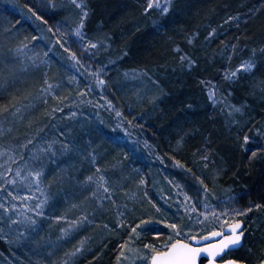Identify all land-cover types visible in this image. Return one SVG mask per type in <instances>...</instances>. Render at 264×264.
Wrapping results in <instances>:
<instances>
[{
  "label": "rangeland",
  "instance_id": "obj_1",
  "mask_svg": "<svg viewBox=\"0 0 264 264\" xmlns=\"http://www.w3.org/2000/svg\"><path fill=\"white\" fill-rule=\"evenodd\" d=\"M86 1L28 0V5H25L21 0H0V67L8 63L16 65L19 70L15 83L0 82V100L5 96L7 103L4 105L25 106L15 115L14 109L0 114V128L3 129L0 133V153H3L0 154V173L6 174L0 175V184H4L0 188V205L6 206L0 207V216L4 217L0 220V264H64L65 261L67 264H84L86 255L94 252L108 238L121 242L120 252L125 243L128 245L123 248L125 256L121 257L119 252L120 258L114 264H149L150 257L146 259L144 254L150 253L151 249H145L144 245L151 244L161 251L166 250L163 245L168 244L173 230L167 224L157 222L154 227L163 231L159 236L150 237L146 236V232L138 236L132 228L145 214L156 216L157 221L166 219L180 224L187 223V217L191 215L194 222L198 214L192 210V204L195 203L200 213L205 211L202 206L204 193L196 191L200 187L197 178L202 175L216 193V197L209 194L212 203H216V198L236 193V200L227 206L238 208L241 212L245 208L252 209L239 217L244 221L243 246L223 258L259 264L264 259V197H258L254 202L261 205L259 209L248 202L250 196L238 201L243 192L239 193L237 187L230 184L233 175H227V172L232 169L221 157L214 159L206 154V139L203 149L191 158L173 155L171 144L176 143L173 148L181 147L188 138L199 137L200 128L189 119L194 113L205 111L208 117L217 120L224 136L234 147L247 152L242 147L244 134L256 135V129L264 132V126L248 130L260 119L250 113L252 107L247 100H255L257 104L263 100L260 81L264 80V75L260 72H264V64L257 63L264 62V53L261 49H253L235 65H231L230 60L226 63L220 61L221 65L212 64L213 70L217 71L216 76L198 80L204 95L202 103L200 93L197 97L180 98L175 105L173 100L168 102L171 99L170 90L176 83L173 80L182 83L180 77L185 73L197 66L206 69L208 64L205 62L214 56L223 58L225 51H212L214 49L207 42L209 36L199 38V32L191 30L188 33L189 28H177L174 40L167 39L165 42L172 47L169 56L165 54L156 59L148 69L120 68L118 57H113L118 47L113 44L110 32L101 25H96L91 32L85 30L87 16L83 13L88 7ZM173 1L170 0L169 10ZM145 3L141 14L155 12L156 19L153 15L149 17L151 25L164 33L166 25L160 21L167 13H163L162 8H153L146 13L144 9L148 0ZM78 4H83V7H78ZM81 20L84 21L82 32L85 34L82 38L76 37L74 31ZM89 40L99 43L95 48L83 47ZM21 44L26 48L18 53L16 49ZM68 49L76 53L77 59H72ZM230 55L228 52V58ZM240 55L237 54V57ZM250 57L256 62L255 69L259 67L260 71L254 73V69L245 73L240 70L236 79L226 77V73L236 71L239 64ZM168 74L171 76H166ZM46 80L56 87L41 95V85ZM101 80L103 83H98ZM244 84L247 92L241 91ZM234 89H240V92L237 94ZM210 90L215 92V102L209 98ZM56 98H60L59 102L51 101ZM190 100L200 104H186ZM108 101L113 107L108 106ZM233 104L241 106L242 111L230 114L229 106ZM168 108L176 116H182L183 123L169 129L160 141L159 134L153 131L155 123L152 120L159 118L163 121ZM117 112L122 115L118 116ZM113 114L117 115L116 119ZM100 118L107 121V130L128 142V148L102 142L96 128ZM112 118L114 126L110 122ZM80 128L87 131V137L81 141L75 134ZM28 140L33 142L25 146ZM49 143L51 148H48ZM62 144L70 145L72 150L65 152ZM93 153L101 170L99 172L96 164L92 163ZM134 153L140 154L138 159L133 157ZM12 154L22 157L27 164L21 159L10 161ZM205 156L207 161L201 159ZM256 158L264 164V152H258ZM17 168L26 177L25 181L15 176ZM41 168L45 175L39 186L42 191H38L35 178L28 177L30 172ZM89 175L94 179L86 182ZM101 176L104 180H100ZM13 179L15 184L11 182ZM105 181L108 192L101 186ZM186 194L192 200H186ZM45 195L48 200L43 206L44 215L36 216L32 209ZM154 205L161 209L159 213ZM185 207H188V213ZM9 208L10 211L7 210ZM25 214L36 216L38 230L25 222ZM57 216L67 218L56 220ZM76 221H79L78 226L65 236L61 229ZM200 227L202 230L195 234L204 235V228L212 230L211 223ZM253 232L258 233L253 238L254 242L250 237ZM173 238L190 239L187 234ZM81 241L83 247L80 252L72 257L65 256L74 247H80ZM257 242L262 249L254 254L253 245Z\"/></svg>",
  "mask_w": 264,
  "mask_h": 264
},
{
  "label": "trees",
  "instance_id": "obj_2",
  "mask_svg": "<svg viewBox=\"0 0 264 264\" xmlns=\"http://www.w3.org/2000/svg\"><path fill=\"white\" fill-rule=\"evenodd\" d=\"M21 1L25 5H28V0ZM86 2L88 5V15L85 20V30L91 32L96 25H101L110 32L111 37H113V44L118 47L113 57H118L117 65L120 68L142 67L148 69L154 64L156 59L159 60L165 54L169 56L172 47L166 45L167 39L174 40L177 28H189L188 33L191 30L199 32V38L209 36L207 42L210 48L214 49L212 51L221 50V53L225 51L223 58H215L214 56L212 60L205 62V64H208L206 69L198 68L197 66L185 73L180 77L181 81H183L182 83L173 80L176 83L173 84L174 88L172 87L170 90L171 99H168V102L172 103L173 100L175 105L180 102V98L197 97L200 93L202 94L200 103H202L204 95L201 92L198 80L205 76L210 78L216 76L217 71H215L216 69L213 70L214 66L212 64L221 65L220 61L226 63V61L230 60V64L235 65L241 57L249 55L250 50L264 49V0H174L171 9L163 17L164 19L160 21L162 25H166L164 33H160L158 29L156 30L151 25L149 17L153 15L156 19L157 14L155 12H149L145 15L141 14L146 4L145 0H87ZM31 6H34V4H31ZM55 14L59 15L60 12H55ZM210 33L211 35H209ZM228 52L231 53L230 58H228ZM237 54L241 55L237 57ZM262 61H264V58ZM257 64H264V62H258ZM258 71H260L259 67L255 69L254 73ZM260 73L262 76L264 75V72ZM166 76H171V74ZM241 91H248L245 84L242 86ZM234 92L238 94L240 89H234ZM59 100L60 98H56L51 101L59 102ZM247 100H249V104L252 107L250 113L254 114L253 117L255 116L260 119L259 122L256 121L253 125H250L248 130L264 126L260 125L264 123V97L260 104H257L255 100ZM6 103L7 98L4 96L3 100H0V105ZM200 103L190 100L186 104L199 105ZM51 104L55 105V103ZM173 108L174 106H172L171 110ZM171 110L170 108L166 110L168 112L163 121L159 118L152 120L155 123L153 131L159 134L160 141H162L169 129L179 125L182 126L183 117L176 116V113H173ZM205 113V111L194 113V116L189 119L191 122H196V125L200 128V136L188 138L181 147L173 148L176 143H172L171 150L173 149V155L176 157L183 155L182 157L184 158L194 157L200 149H203L206 139V154L213 156L214 159H220L221 157L229 168L232 169L231 172H227V175H233V182H230L232 187H237L239 193L243 192L246 194V196H242L243 193H241L238 201L250 196L248 202H251L253 207L258 197H264L263 161L252 157L251 151L244 152L241 148L234 147L229 142L230 140L224 136V131L217 120L210 116L208 117ZM115 114L112 115L114 119L117 118ZM101 115L103 114L101 113ZM113 118L110 122L114 126L115 120ZM104 120L100 118L96 122L97 130L103 129L102 132L99 131L102 136V142L114 147L118 146V148H128V142L121 138H119L120 143L118 144L112 142L109 137L115 134L110 129L107 130V121ZM184 126H186L185 123ZM75 134L79 136L77 138L80 141L82 138L85 139L87 137L86 128H80L75 131ZM139 156V153L133 154L134 158L138 159ZM224 175L226 177V174ZM157 230L159 233L163 231L161 229ZM145 234L146 236L150 235V237L154 236L151 231ZM257 236L258 233L253 232L252 236H250L251 240ZM121 246L120 241L110 238L105 239L100 247L86 255V262L84 264H114ZM261 249L262 245H260V242L254 243V254L259 253Z\"/></svg>",
  "mask_w": 264,
  "mask_h": 264
},
{
  "label": "snow or ice",
  "instance_id": "obj_3",
  "mask_svg": "<svg viewBox=\"0 0 264 264\" xmlns=\"http://www.w3.org/2000/svg\"><path fill=\"white\" fill-rule=\"evenodd\" d=\"M78 7H83V4H78ZM170 6V0H164V3H161V0H148L147 7L144 9V11L147 13L150 9L153 8H162L163 13H168ZM55 7V5H53ZM84 16H87V10L83 13ZM41 20H43V17H40ZM231 19V18H230ZM84 26V21L81 20L79 25L74 29L76 37H84V33L82 32V28ZM211 35V33L209 34ZM35 39V37H33ZM99 42H93L91 40L88 41V44L83 45L85 48H95ZM26 46L21 44L17 47L16 51L18 53L21 52L22 49H25ZM68 51L71 53L72 59H77L76 53L72 52L71 49H68ZM262 53H264V49H261ZM46 55V54H45ZM255 55V50L253 51V57ZM253 57H250L249 59L245 60L241 64H239L236 71H232L230 73H226V77L230 79H236L237 72L240 70H243L245 73H251L256 68V62ZM184 59V57H182ZM35 63V59L32 61ZM190 63H194V61H190ZM25 68H27V64L25 65ZM18 68L14 64H3V67H0V82L2 84H7L9 82L15 83L17 74H18ZM98 83H103V81H98ZM261 90L264 91V80L260 81ZM56 87V85L52 83H48L47 80L45 81L44 85H41V95H44L48 92H51L52 89ZM54 95V93H53ZM210 99H212L215 102V92L210 90ZM155 99V97H153ZM108 106L111 108L113 107L112 102L108 101ZM25 107L23 104H20L19 106L15 104H8L4 106H0V114H4L8 112L10 109H14L13 115L19 113L21 111V108ZM233 111L240 112L242 111V107L238 105H230L229 106V113L231 114ZM118 116H121L122 114L117 112ZM2 123V122H0ZM120 127H123V123H120ZM3 129L0 128V133H2ZM99 131H103V129H100ZM63 135V134H62ZM114 144L120 143V139L118 136H110L109 137ZM244 144L242 147L245 148L246 151H251V156L256 157L258 152H264V132H261L260 129H256V135H250L248 133H245L243 136ZM32 140H28L26 142V145L32 144ZM52 145L49 143L48 148H51ZM62 148L65 152L71 151V146L67 144H62ZM47 149H45L46 151ZM35 152L36 150L33 149ZM3 154V153H0ZM15 159H21L22 163L27 164V161H23L22 157H18L15 154L10 155L9 160L13 161ZM201 159L207 161L208 157H201ZM92 163L96 164V170L97 172L101 171L98 161L95 158V153H93L92 157ZM179 163V161H177ZM205 167H207V164H205ZM11 171V169H8ZM189 171H191L189 169ZM0 175H6L5 173H0ZM45 175L43 168L37 171H32L29 173V179L34 177L35 178V184L38 186L37 190L42 191V189L39 187L41 184V179ZM15 176L19 177L21 181H25L26 177L21 175L20 169L17 168L15 170ZM94 179L93 176L89 175L86 177V182L92 181ZM100 180H104V177L101 176ZM198 183L200 187L196 189L197 193L203 192V200H202V206L205 209L203 213L199 212V209L195 207V203L192 204V210L196 212L198 215L196 217V220L193 222L192 216L188 215L187 217V223H171L166 219H160L157 221L156 216H151L145 214L144 218H140L138 220V223L135 225V227L132 228L133 233H136L138 236L142 232H148L151 231L153 235L159 236V231L154 227V225L159 222L160 224H167V227L173 230V236H178L181 234H187V236L190 239H174L173 236L169 237V242L166 245H163V247L166 248V250L161 251L159 250L155 245L146 244L144 245L145 249H151L150 253H145V258L150 257V264H244L243 260H239L236 258H229L224 259L223 256L228 255L232 251L236 250L237 248L243 246V241L245 238V230L242 228V225L244 223L242 217L244 214L250 212L252 209L245 208L243 209V212H241L238 208H230L227 205L232 203L236 200V193H233L228 196H224L223 198H216V203H212L209 199V194L212 197H216V193L213 192V190L209 187L208 183L205 182V178L203 175L201 177L197 178ZM7 183V181H5ZM13 184L16 183V180L13 179L11 181ZM99 183V182H98ZM143 183V181H141ZM104 191L108 192L109 189L106 186V181L103 185ZM4 184H0V188H3ZM93 196L96 195L95 192L92 193ZM145 196H147V193H145ZM16 199H21V197H16ZM48 200V197L45 195L43 199L40 200V203L36 205L35 208L32 209L33 212L36 213V216H43V206L46 204ZM186 200H192V197L187 196L186 194ZM154 203V202H153ZM155 206V205H154ZM0 207H6L4 205H0ZM12 207H16V205H12ZM25 208L28 207L27 204L24 205ZM255 208L259 209L261 205L256 204L254 205ZM156 212L159 213L161 209L159 206H155ZM211 209V211H209ZM10 211L11 209H7ZM185 212L188 213V207H185ZM36 216H27L25 214V222L29 224L33 229L39 228V225L37 223ZM201 216L203 219H201ZM230 218V219H226ZM67 217H61L57 216L55 217L56 220L66 219ZM4 217L0 216V220H3ZM83 219L87 220V217H83ZM10 223H15L14 221H10ZM123 222L121 221V224ZM211 223L212 224V230L208 231L207 228H204V235H197L196 232H200L201 225H207ZM79 221L73 222V224L69 225L68 228L61 229V232L67 236L69 231L76 226H78ZM227 229V231H226ZM139 230V231H138ZM27 235V233H26ZM207 237H213L214 242L213 243H193L197 241H203L206 240ZM83 247V241L80 243V247H74L71 251L66 252L65 256L72 257L75 256L76 253L80 252L81 248ZM128 245L125 243L123 245V248H127ZM123 248L120 252V256L124 257L125 252L123 251ZM130 251H134L131 250ZM120 257L117 259L119 260ZM130 259V257H126ZM64 264H67V261L64 262ZM259 264H264V260L259 261Z\"/></svg>",
  "mask_w": 264,
  "mask_h": 264
},
{
  "label": "water",
  "instance_id": "obj_4",
  "mask_svg": "<svg viewBox=\"0 0 264 264\" xmlns=\"http://www.w3.org/2000/svg\"><path fill=\"white\" fill-rule=\"evenodd\" d=\"M244 224L242 225V228H243ZM227 231V229H226ZM214 239L213 237H207L206 240H203V241H197V242H193V243H213L214 242ZM264 260V259H263ZM150 264V262H149ZM245 264V263H244Z\"/></svg>",
  "mask_w": 264,
  "mask_h": 264
}]
</instances>
